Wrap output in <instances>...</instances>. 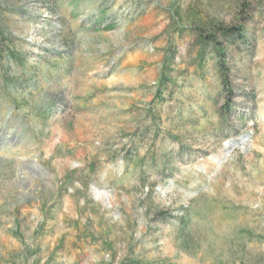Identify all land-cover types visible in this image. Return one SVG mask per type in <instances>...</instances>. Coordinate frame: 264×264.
Wrapping results in <instances>:
<instances>
[{
	"label": "rangeland",
	"instance_id": "374dc122",
	"mask_svg": "<svg viewBox=\"0 0 264 264\" xmlns=\"http://www.w3.org/2000/svg\"><path fill=\"white\" fill-rule=\"evenodd\" d=\"M0 264H264V0H0Z\"/></svg>",
	"mask_w": 264,
	"mask_h": 264
},
{
	"label": "trees",
	"instance_id": "16d2710c",
	"mask_svg": "<svg viewBox=\"0 0 264 264\" xmlns=\"http://www.w3.org/2000/svg\"><path fill=\"white\" fill-rule=\"evenodd\" d=\"M217 51L219 54H223V52H221L219 49ZM217 65L220 70L222 84L226 88L228 86V80L225 78V74H224L225 68H224L223 60L219 59ZM183 221L185 222L186 220Z\"/></svg>",
	"mask_w": 264,
	"mask_h": 264
},
{
	"label": "bare ground",
	"instance_id": "6f19581e",
	"mask_svg": "<svg viewBox=\"0 0 264 264\" xmlns=\"http://www.w3.org/2000/svg\"><path fill=\"white\" fill-rule=\"evenodd\" d=\"M16 58V57H15ZM245 139H241L240 141H236V142H234L233 144H237V145H244L245 144ZM232 144V145H233Z\"/></svg>",
	"mask_w": 264,
	"mask_h": 264
}]
</instances>
